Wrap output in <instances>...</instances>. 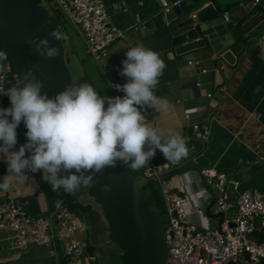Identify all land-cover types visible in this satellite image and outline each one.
I'll return each instance as SVG.
<instances>
[{"label":"crops","instance_id":"0c3cea01","mask_svg":"<svg viewBox=\"0 0 264 264\" xmlns=\"http://www.w3.org/2000/svg\"><path fill=\"white\" fill-rule=\"evenodd\" d=\"M105 2L112 22L125 30L124 36L116 38L109 46V65L118 64L123 69L122 61L126 58L127 50L140 43L159 53L166 64L155 94L166 99L170 108L168 111L147 109L145 113L152 116L151 125L162 133L163 139L179 132L185 141L190 140L186 110L206 106L205 109L194 110L192 118L211 125L210 138L196 157L184 159L181 165L168 172V176L170 183L177 186L182 184L181 174H184L191 198L188 207L198 194H204L208 198L206 212L208 205L212 204L204 222L219 226V217L215 214L220 210L211 190L194 191L205 183L200 173L201 167L215 166L227 172L230 178L241 181L239 189L232 191L235 204L225 212L223 221L229 220L237 211L241 190L249 187L264 190V10L260 7L254 9L255 0H251L249 5L239 0H221L219 8L230 18L227 21L233 27L232 36L236 42H242L236 54H232L231 62L222 55L231 46L218 51L207 45L186 54H177L172 43V22L168 18L170 11L163 10L161 0ZM247 13L249 15L240 21ZM214 53H219L215 62L212 61ZM194 61L203 63L207 70L201 71ZM215 64L219 69L215 68ZM96 67L107 82L97 63ZM119 73L115 69L107 72L116 84L126 83L127 78ZM97 92L102 96L100 91ZM119 94L124 95L123 92ZM5 105L10 107V100H6ZM26 132L22 122L17 128L18 142L13 151L27 142ZM158 155L166 160L159 150ZM6 160L7 156L0 151V179L8 174ZM142 168L138 169L139 172ZM42 175V171L26 172L22 177L10 175V188L0 190V196L11 194L26 199L31 213L35 215L48 213L52 208V196L60 190L53 192ZM83 187L74 194L77 201L85 203L88 202L86 195L79 193ZM192 216L195 218L194 214ZM52 247L53 250L48 253L37 245L12 250L4 240V234L0 233V264H64V249L58 244Z\"/></svg>","mask_w":264,"mask_h":264},{"label":"clouds","instance_id":"9594fccd","mask_svg":"<svg viewBox=\"0 0 264 264\" xmlns=\"http://www.w3.org/2000/svg\"><path fill=\"white\" fill-rule=\"evenodd\" d=\"M63 40L59 29L49 34ZM41 56L55 58L59 48L44 39ZM6 59L0 53V60ZM124 84H112L123 96H101L89 83L68 84L54 96L42 91L44 83L29 71L22 86L0 88L11 106L0 107V151L7 156L8 174L0 179V190L10 188V175L43 173L53 192L69 194L87 186L105 168L122 164L138 170L155 158L157 150L173 164L189 154L179 132L163 139L159 130L146 122L147 109L168 111L170 104L155 92L166 64L160 54L143 43L131 47L122 61ZM107 105V108H105ZM23 122L27 142L18 150L17 128ZM87 173V174H86ZM108 190V186H104Z\"/></svg>","mask_w":264,"mask_h":264},{"label":"built area","instance_id":"2783aa9c","mask_svg":"<svg viewBox=\"0 0 264 264\" xmlns=\"http://www.w3.org/2000/svg\"><path fill=\"white\" fill-rule=\"evenodd\" d=\"M51 1L82 35L88 53L107 77L115 96H121L111 86L116 83L107 72L110 69L120 72L122 67L109 65L107 56L109 46L116 38L124 36L125 30L112 22L105 0ZM179 1L161 0L162 8L170 11ZM43 2L50 8L45 0ZM224 16L226 20L230 19L228 14ZM218 57L219 53H214L212 61L215 62ZM194 63L201 71L207 70V66L200 61ZM12 67L10 59L0 60V88H6ZM3 103L4 95H0V107ZM203 108L206 106L187 109L186 121L189 136L205 143L211 136V125L192 118L194 110ZM145 116L146 122L152 124V116L148 113ZM183 160L173 164L161 159L157 150L155 158L142 172V176L149 178V183L154 180L160 188L168 215L166 223L163 222L167 241L164 264H230L232 261L255 264L264 258V241L259 240L256 234L264 226V190L256 187L241 190L234 215L220 226L208 225L204 222L208 198L202 193L198 194L188 207L191 198L184 174H181L182 184L175 186L170 183L168 172L181 165ZM200 173L205 183L194 191L211 190L219 210L226 212L235 204L232 191L239 189L241 181L230 178L227 172L215 166H203ZM0 233L4 234V240L12 250L63 243L64 264H92L93 257L87 251L90 224L85 214L69 207L60 192L53 196L51 210L39 215L31 213L24 198L11 194L0 196Z\"/></svg>","mask_w":264,"mask_h":264},{"label":"water","instance_id":"95a60500","mask_svg":"<svg viewBox=\"0 0 264 264\" xmlns=\"http://www.w3.org/2000/svg\"><path fill=\"white\" fill-rule=\"evenodd\" d=\"M239 1L244 5L251 3V0ZM220 3L221 0H180L172 7L168 18L172 22V43L177 54H186L207 45L218 51L231 46L222 55L232 62V54H236L242 42H236L232 36L233 27L220 10ZM257 3L264 6V0ZM63 27L60 16L43 0H0V43L10 54L20 79L31 71L43 81L42 91L49 97L68 84L89 83L96 90L88 74L73 77L65 58V38L55 40L49 35L53 29H59L62 34ZM44 39L59 48L57 57L40 55L38 46ZM186 144L189 154L183 159L196 157L204 146L203 141L194 138ZM148 184L149 178L137 176L122 164L105 168L90 180L87 192L98 207L92 202L79 203L90 224L88 250L93 257L92 264H100L95 243L106 237L122 250L121 264H164L165 227L161 214L151 204L153 192L148 191ZM211 205L207 207L208 213ZM215 216L219 217L220 226L225 212L220 211ZM230 264L241 263L232 261ZM255 264H264V258Z\"/></svg>","mask_w":264,"mask_h":264},{"label":"rangeland","instance_id":"374dc122","mask_svg":"<svg viewBox=\"0 0 264 264\" xmlns=\"http://www.w3.org/2000/svg\"><path fill=\"white\" fill-rule=\"evenodd\" d=\"M47 4H49L52 11L56 12L61 20L64 23L63 29V37L65 38V58L67 64L69 65L73 77L76 79L83 74H88L91 76L94 84L97 86V90L101 92L102 96L114 97L112 91L110 90L107 82L103 79L100 72L96 67V61L94 58L88 53L86 48V43L82 35L76 30V28L64 17L61 11L56 7L55 3L51 0H45ZM0 52L4 53L6 58H8L7 53L5 51V47L0 44ZM6 100L4 101L1 107L7 108L5 105ZM147 165V164H146ZM145 165V166H146ZM144 166V167H145ZM143 167V168H144ZM142 171L134 170L138 176H142ZM88 186H84L82 188V192L86 195L88 202H92L95 206L98 207V204L94 201L93 197L89 196L87 190ZM155 191L159 197V203L155 205L156 209L160 212L163 222L167 221V211L165 204L163 202L162 194L160 188L156 185L154 180H151L148 184V191ZM79 213V212H78ZM82 214V213H81ZM87 242L90 244L91 239L89 236L87 237ZM58 246L63 248V243H57ZM101 250H96V254L99 256L100 264H119L122 259V250L107 237L96 241L95 243ZM45 252H50L53 250L52 246L43 247ZM88 251V248H87Z\"/></svg>","mask_w":264,"mask_h":264},{"label":"trees","instance_id":"16d2710c","mask_svg":"<svg viewBox=\"0 0 264 264\" xmlns=\"http://www.w3.org/2000/svg\"><path fill=\"white\" fill-rule=\"evenodd\" d=\"M259 7L262 8V9L264 10V6H262L261 4H258V3L256 4V6H255L254 9L257 10ZM248 15H249V13H247L245 16H243L242 18H240V21L244 20ZM263 24H264V23H263ZM262 29H264V25L262 26ZM0 44H2V43H0ZM2 45H3V44H2ZM5 51H6V53H7L8 58L11 60L12 65H13V67H12V71H11V73H10V76H9L8 81H7V84H6V88H5V90H6V89H8V88H10V87H12V86L18 85V84L22 86V80H21L20 77L18 76V74H17V72H16V69H15V67H14V63H13V61H12V58H11V56H10V54L8 53V51H7L6 48H5ZM5 100H10V99H9L8 96L4 95V101H5ZM59 192H60L61 195L65 198L67 204L69 205V207H70L72 210H74V211H76V212H79L80 214H81V213H82V214H85V212L80 208V203H79V201L76 200V196H75V194H69V193L65 192L63 188H61ZM151 192H153V196L151 197V204H152L153 207L156 209L155 205H157V204L160 202V201H159V197H158L157 193H156L154 190L151 191ZM52 197H53V196H52ZM29 210H30V209H29ZM156 210H157V209H156ZM157 211H158V210H157ZM158 212H159V211H158ZM159 213H160V212H159ZM256 234H257L259 240L264 241V230H263V229H259V230H257ZM119 264H121V262H120Z\"/></svg>","mask_w":264,"mask_h":264},{"label":"flooded vegetation","instance_id":"af4514ba","mask_svg":"<svg viewBox=\"0 0 264 264\" xmlns=\"http://www.w3.org/2000/svg\"><path fill=\"white\" fill-rule=\"evenodd\" d=\"M98 241H99V240H98ZM98 250H101V248L97 246V251H98Z\"/></svg>","mask_w":264,"mask_h":264}]
</instances>
